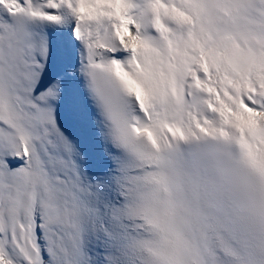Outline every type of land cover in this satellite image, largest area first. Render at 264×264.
<instances>
[{
  "label": "snow or ice",
  "instance_id": "1",
  "mask_svg": "<svg viewBox=\"0 0 264 264\" xmlns=\"http://www.w3.org/2000/svg\"><path fill=\"white\" fill-rule=\"evenodd\" d=\"M0 264H264V0H0Z\"/></svg>",
  "mask_w": 264,
  "mask_h": 264
},
{
  "label": "clouds",
  "instance_id": "2",
  "mask_svg": "<svg viewBox=\"0 0 264 264\" xmlns=\"http://www.w3.org/2000/svg\"><path fill=\"white\" fill-rule=\"evenodd\" d=\"M200 147L204 154L219 158L220 163L225 168L231 165L232 161L238 156L239 153V149L235 144H219L213 140H208Z\"/></svg>",
  "mask_w": 264,
  "mask_h": 264
}]
</instances>
